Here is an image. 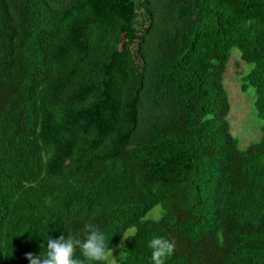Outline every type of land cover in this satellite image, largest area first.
<instances>
[{
  "label": "trees",
  "instance_id": "1",
  "mask_svg": "<svg viewBox=\"0 0 264 264\" xmlns=\"http://www.w3.org/2000/svg\"><path fill=\"white\" fill-rule=\"evenodd\" d=\"M235 48L261 121L244 148ZM89 220L123 264L156 235L166 264H264V0H0V264Z\"/></svg>",
  "mask_w": 264,
  "mask_h": 264
},
{
  "label": "clouds",
  "instance_id": "2",
  "mask_svg": "<svg viewBox=\"0 0 264 264\" xmlns=\"http://www.w3.org/2000/svg\"><path fill=\"white\" fill-rule=\"evenodd\" d=\"M120 234L131 240L136 236V229L130 227ZM114 235H110L106 228L89 220L84 224L83 235L68 232L67 236L61 234L58 238L46 239L47 252L43 255L29 253L27 259L31 264H83L77 257L79 252L87 264H123L124 252L119 260L114 256L115 247L112 245ZM147 246L151 250L152 264H166L167 258L175 250L172 241L159 235L149 239Z\"/></svg>",
  "mask_w": 264,
  "mask_h": 264
},
{
  "label": "rangeland",
  "instance_id": "3",
  "mask_svg": "<svg viewBox=\"0 0 264 264\" xmlns=\"http://www.w3.org/2000/svg\"><path fill=\"white\" fill-rule=\"evenodd\" d=\"M47 1L51 6L62 9L68 6L73 0ZM23 2L24 0H14L17 6L23 4ZM13 15H15V13ZM249 68V64L241 58L240 50L235 48L227 65L224 83L231 102L229 120L232 133L240 139L243 148L249 143L258 140L261 136V121L257 118L254 107V90L252 89L249 93H245L241 87V76L249 70ZM124 250L125 240L123 239L120 246L114 251V256L119 260Z\"/></svg>",
  "mask_w": 264,
  "mask_h": 264
}]
</instances>
